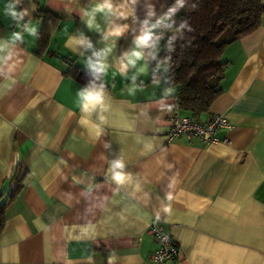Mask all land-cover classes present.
<instances>
[{
  "label": "crops",
  "instance_id": "crops-1",
  "mask_svg": "<svg viewBox=\"0 0 264 264\" xmlns=\"http://www.w3.org/2000/svg\"><path fill=\"white\" fill-rule=\"evenodd\" d=\"M100 2H21L37 36L40 11L56 22H47L41 56L37 38L25 34L0 63V204L21 185L5 208L0 264H108L113 253V264H152L147 229L157 218L178 244L176 264H264V24L224 48L221 94L198 118L222 116L230 127L212 144L168 142L176 88L164 66L155 70L159 47L144 49L126 74L120 67L142 29L175 0H112L113 13H96L89 27L84 13ZM6 3L0 39L17 30L2 13ZM89 59L108 65L104 106L90 116L76 104L88 84L64 75L67 63L91 72ZM142 64L147 73H138ZM166 88L174 94L164 98ZM117 159L130 177L123 185L110 172Z\"/></svg>",
  "mask_w": 264,
  "mask_h": 264
},
{
  "label": "trees",
  "instance_id": "trees-1",
  "mask_svg": "<svg viewBox=\"0 0 264 264\" xmlns=\"http://www.w3.org/2000/svg\"><path fill=\"white\" fill-rule=\"evenodd\" d=\"M193 4L196 8L189 10ZM40 14L44 20L37 36L38 56L48 46L49 35L45 31L47 22H56V17L49 12L40 11ZM173 19L176 24L170 29V37L174 34L175 27L185 19L192 31L185 29L182 35L176 34L177 39L171 42V51L168 40L157 49L156 56L158 62L167 61L164 67L168 84L176 88L175 107L187 113L188 117L198 119L210 110L221 94L219 85L226 67V62L222 61L224 48L251 35L264 24V0H186L185 7ZM226 32L229 33L228 39L218 42ZM160 74L153 73L151 81ZM64 75L83 84H102L101 73L84 71L73 63H67ZM20 188L19 184L7 202L0 204V233L4 225L5 208L16 197Z\"/></svg>",
  "mask_w": 264,
  "mask_h": 264
},
{
  "label": "clouds",
  "instance_id": "clouds-1",
  "mask_svg": "<svg viewBox=\"0 0 264 264\" xmlns=\"http://www.w3.org/2000/svg\"><path fill=\"white\" fill-rule=\"evenodd\" d=\"M22 0H7V3L4 4L2 13L5 17H7L11 22L14 23L15 29L12 31L5 39H0V63H6L13 56L11 51L17 44L23 43L25 39V34L31 36L33 38H37V25L31 22L29 19L25 22V17L30 16V11L28 8L20 7ZM186 0H175V3L167 8L166 11L156 20L155 23L151 24V27H146L142 29L141 34L135 39V47L130 51L124 54V57L121 62L120 73L126 74L127 69L129 67L135 68L137 66L138 61H143L145 58L144 49H152L156 46V43L160 39V36L156 35L153 29L160 27L161 25L167 29H173L176 21L173 19L175 15L185 7ZM196 8V5H191L189 10H193ZM114 11L112 0H102V2L95 4L90 11H85V15L89 17L88 25L89 27L93 26L94 18L96 13H105L112 14ZM149 15H155V12H150ZM144 25H148L149 21L145 20ZM187 29L188 31H192V27L188 23L187 19L182 20L178 27H175L174 34L169 38V51H171V42L177 39L176 34H183V31ZM123 29L117 27L114 30V35L119 36L122 33ZM79 43H83L80 41ZM91 47V44L88 45ZM110 49L105 50L102 53H94L96 56H104ZM155 54H152V59H155ZM167 59H170L168 57ZM165 61H161L157 64L155 70H160L166 64ZM88 65L93 69L96 73H106L108 65L97 60L93 62L91 59L87 61ZM147 64H142L138 68V73H147ZM166 70V69H165ZM135 77H133V87L129 89L130 93L135 92ZM174 94V88H166L164 90V98H167ZM104 98H105V89L104 85L97 86L94 82L89 83L86 87L80 89V91L76 94V104L79 107L81 113L85 115H91L96 112L97 109L103 108L104 106ZM169 110H171V106H169ZM82 123H88V121H81ZM124 163L122 160L117 159L112 162V166L110 169L112 180L117 185H123L127 183L130 179L129 175L124 172ZM168 199H171V196H167ZM164 211H169L168 208H164ZM87 234V232H85ZM91 260V257L88 258ZM116 259V255L113 253L108 257V264H113Z\"/></svg>",
  "mask_w": 264,
  "mask_h": 264
},
{
  "label": "built area",
  "instance_id": "built-area-1",
  "mask_svg": "<svg viewBox=\"0 0 264 264\" xmlns=\"http://www.w3.org/2000/svg\"><path fill=\"white\" fill-rule=\"evenodd\" d=\"M155 22L156 20L151 22L148 27H151V24ZM153 31L156 35L160 36V39L156 43V48L168 42L170 29L161 25L153 29ZM178 110L177 108L175 109L170 127L166 133V140L168 142H171L177 137L185 136L187 139L196 137L203 143L212 144L218 141L215 137L217 130L230 127L228 121L222 116H211L207 122L202 123L192 117L179 116ZM147 234L153 239L156 245L151 258L152 264H176L180 255L178 244L158 218L149 225Z\"/></svg>",
  "mask_w": 264,
  "mask_h": 264
},
{
  "label": "rangeland",
  "instance_id": "rangeland-1",
  "mask_svg": "<svg viewBox=\"0 0 264 264\" xmlns=\"http://www.w3.org/2000/svg\"><path fill=\"white\" fill-rule=\"evenodd\" d=\"M228 37H229V33L228 32H226L219 40H218V42H222V41H225L226 39H228Z\"/></svg>",
  "mask_w": 264,
  "mask_h": 264
},
{
  "label": "water",
  "instance_id": "water-1",
  "mask_svg": "<svg viewBox=\"0 0 264 264\" xmlns=\"http://www.w3.org/2000/svg\"><path fill=\"white\" fill-rule=\"evenodd\" d=\"M160 53H162V50H160Z\"/></svg>",
  "mask_w": 264,
  "mask_h": 264
}]
</instances>
